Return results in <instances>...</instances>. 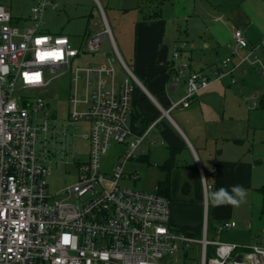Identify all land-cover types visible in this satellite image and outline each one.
<instances>
[{
    "label": "built area",
    "instance_id": "built-area-1",
    "mask_svg": "<svg viewBox=\"0 0 264 264\" xmlns=\"http://www.w3.org/2000/svg\"><path fill=\"white\" fill-rule=\"evenodd\" d=\"M47 3L32 7L26 26L16 24L11 11L0 4V264H160L181 245L197 241L202 244V264L258 263V257L264 264V246L197 240L174 229L170 199L158 186L140 190L121 185L125 165L142 155L140 146L151 128L136 134L130 125L138 82L119 55L129 73L124 78L118 77L113 57L103 64L74 66L83 53L99 50L107 36L117 52L112 30L105 21L103 31L77 47L68 35L43 30ZM38 39L43 42L37 44ZM234 40L232 54L212 74L191 70L186 61L172 65V83L187 74V85L171 108L188 107L214 81L229 77L235 82L233 73L241 64L264 75V39L251 45L243 29L236 28ZM184 45H175L174 59ZM241 48L247 52L242 54ZM53 52L60 57L40 59L41 53ZM65 75L70 118L90 122L83 133L89 157L78 163L77 180L53 194L48 182L52 170L36 148L39 132H47L51 123L48 118L39 121L36 113L44 108L42 92ZM34 76L39 79H28ZM114 143L125 148L109 172L103 170L102 158ZM212 187L204 181L205 191ZM234 226L235 221L225 222L218 231ZM209 245L214 247L208 257ZM235 253L246 254L247 260L232 259Z\"/></svg>",
    "mask_w": 264,
    "mask_h": 264
},
{
    "label": "crops",
    "instance_id": "crops-1",
    "mask_svg": "<svg viewBox=\"0 0 264 264\" xmlns=\"http://www.w3.org/2000/svg\"><path fill=\"white\" fill-rule=\"evenodd\" d=\"M117 1L120 3L118 10L140 12L139 16H134L137 39L133 62L140 78L131 71L116 46L119 57L138 82L130 125L136 134L151 127L140 146L144 151L136 160L146 165L154 162L163 172L161 180L166 175V160L176 150L175 165L170 170V225L197 240L205 237L226 241L208 236L207 222L209 224L212 219L213 223L220 218L218 210L221 208L213 206L210 194L222 187L229 194L233 186L253 188L250 183L254 163L246 159V153L251 156L250 143L264 144L263 122L259 121L264 111V91L253 81L246 87L237 84L247 74L252 77L254 72L260 71L241 64L233 73L235 82L229 77L214 81L202 89L188 107L171 108L172 103L185 94L187 74L173 84L170 67L186 61L191 70L212 74L213 68L220 67L222 59L232 54L236 28L243 29L249 44L261 42L264 39V0H164L158 3L160 16L151 20L144 15L145 11L156 7L154 2ZM96 2L103 21L109 24L102 2ZM6 3L2 5L12 13V0ZM92 15V12L88 14L90 18ZM181 42L185 45L174 59L175 45ZM240 52L245 54L247 48H241ZM238 61L239 58H235V62ZM250 100L253 106L249 105ZM251 107L262 109V112ZM152 132L155 137L151 136L149 143L160 142V149L144 147ZM204 181L213 187L205 191ZM211 233L215 235L214 230ZM226 242L238 243V240Z\"/></svg>",
    "mask_w": 264,
    "mask_h": 264
},
{
    "label": "rangeland",
    "instance_id": "rangeland-1",
    "mask_svg": "<svg viewBox=\"0 0 264 264\" xmlns=\"http://www.w3.org/2000/svg\"><path fill=\"white\" fill-rule=\"evenodd\" d=\"M41 1L43 0H12L13 21L21 26L26 21L30 24L31 21H29L28 17L31 14V9ZM100 1L106 11L113 39L119 53L127 62L131 71L140 78L133 64L137 39V23L134 16H139L140 12L137 10H132L131 12H125V9L118 10L120 3L117 0H111V3H108L107 0ZM6 2L7 0H0V4H8ZM48 2L50 3L45 8L44 23L42 25V28L47 33L66 34L71 38L75 46L81 47L86 46L89 38L95 33L105 29L100 6L96 0H48ZM53 4H57V7L53 8ZM90 12L93 13L91 18L88 16ZM108 57L115 58V66L119 78L128 76L129 73L121 63L110 36H107L102 42L99 50L85 52L80 58L75 59L74 66L106 62ZM250 75L249 73L244 77V80H239L237 86L246 87L247 84H252L253 81L256 87L264 91L263 75L258 71L254 72L252 77ZM131 76L136 81L134 76ZM69 85L70 82L66 75L54 78L47 91L42 92L45 97L44 108L36 113L39 121L48 118L51 123L47 132H39L36 148L41 155V161L50 166L52 170L48 182L49 191L53 194L63 186L77 180L78 163L87 160L89 157V142L83 137V133L89 130L90 122L85 119L73 120L70 118L72 105L68 100ZM249 105L253 106V101L251 102L250 100ZM253 108L251 107V109ZM254 109L262 112V109ZM259 121L263 122L262 129H264V111ZM151 136L155 137V132L149 135L144 147L147 150L153 146L160 149L162 147L160 142L150 145ZM124 148L125 144H112L108 153L102 158L103 170L109 172L113 170ZM250 149L251 156L246 153V159H252L254 163L250 183L253 188L245 189L247 195L244 202L239 206L231 204L220 205L221 208L218 210L220 218H217L213 223L212 219L209 224L207 222L208 236L209 238L216 237L226 241L238 240L236 244L239 246H252V244L264 246V192L260 190L264 186V144L250 143ZM260 153L262 155L258 156ZM253 154L255 155L253 156ZM136 159L129 160L125 165L124 175L120 182L121 185L140 190H154L159 178L163 176L161 168L155 166L154 162L146 165ZM134 175L138 176V178L134 179ZM178 190L179 188L176 189V191ZM230 194L234 195L232 189ZM71 201L74 202L75 200L71 199ZM230 221H235L236 226L224 229L219 233V227ZM213 230L215 235L211 233ZM212 247L214 246L209 245L208 247V257ZM258 258V264H262V259ZM160 264H202V245L199 242H191L186 246L181 245L177 252L164 256L160 260Z\"/></svg>",
    "mask_w": 264,
    "mask_h": 264
},
{
    "label": "trees",
    "instance_id": "trees-1",
    "mask_svg": "<svg viewBox=\"0 0 264 264\" xmlns=\"http://www.w3.org/2000/svg\"><path fill=\"white\" fill-rule=\"evenodd\" d=\"M151 4L152 2L155 3L156 7L153 9H150L149 11H145L144 18L146 19H156L160 16V9L158 8V3L161 4L164 0H149ZM171 69V67H170ZM174 74V70L171 69V77ZM262 103V101H261ZM135 104V103H134ZM135 109V106L133 110ZM133 112V111H132ZM175 152L176 150L173 151L172 155L166 160V175L163 179L159 180L158 182V192L161 194H164L165 196H169L170 192V170L173 168L175 165ZM262 192H264V186L260 188ZM169 198V197H168Z\"/></svg>",
    "mask_w": 264,
    "mask_h": 264
},
{
    "label": "clouds",
    "instance_id": "clouds-1",
    "mask_svg": "<svg viewBox=\"0 0 264 264\" xmlns=\"http://www.w3.org/2000/svg\"><path fill=\"white\" fill-rule=\"evenodd\" d=\"M49 54H51V56H55L57 58L60 57L59 52H53V53H49ZM41 60H43V59H41ZM201 178L203 179L204 177L202 176ZM232 193L234 195L229 194L227 189L222 187L217 192L210 194V201L213 204V206H219L222 204H231L233 206H239L242 202H244V199L247 195L246 190L243 189L241 186H233L232 187Z\"/></svg>",
    "mask_w": 264,
    "mask_h": 264
},
{
    "label": "snow or ice",
    "instance_id": "snow-or-ice-1",
    "mask_svg": "<svg viewBox=\"0 0 264 264\" xmlns=\"http://www.w3.org/2000/svg\"><path fill=\"white\" fill-rule=\"evenodd\" d=\"M42 42H43V41H41V40H37V41H36L37 44L42 43ZM58 43H63V42H62V41H58ZM49 55H51V54H49V53H41V54H40V58H41V59H44L46 56H49ZM28 79H29V80H38L39 77H38V76L28 77ZM66 239H67V238H66Z\"/></svg>",
    "mask_w": 264,
    "mask_h": 264
},
{
    "label": "water",
    "instance_id": "water-1",
    "mask_svg": "<svg viewBox=\"0 0 264 264\" xmlns=\"http://www.w3.org/2000/svg\"><path fill=\"white\" fill-rule=\"evenodd\" d=\"M234 260H236V261H244V260H247L246 254L239 253V254L235 255Z\"/></svg>",
    "mask_w": 264,
    "mask_h": 264
},
{
    "label": "bare ground",
    "instance_id": "bare-ground-1",
    "mask_svg": "<svg viewBox=\"0 0 264 264\" xmlns=\"http://www.w3.org/2000/svg\"><path fill=\"white\" fill-rule=\"evenodd\" d=\"M248 264H258V263H254V262L251 263V262H249Z\"/></svg>",
    "mask_w": 264,
    "mask_h": 264
}]
</instances>
